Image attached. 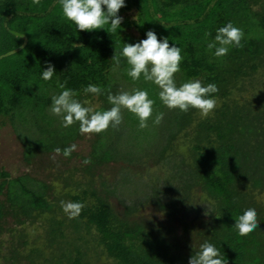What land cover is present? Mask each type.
<instances>
[{
    "label": "trees",
    "instance_id": "trees-1",
    "mask_svg": "<svg viewBox=\"0 0 264 264\" xmlns=\"http://www.w3.org/2000/svg\"><path fill=\"white\" fill-rule=\"evenodd\" d=\"M124 3L117 31L105 25L93 34L77 30L59 0H0V118L31 125L36 136L21 139L25 164L37 161L41 171L45 157L57 162L42 180L29 172L11 176L0 166V264H188L205 241L227 264H264V0ZM229 22L243 30L242 46L215 57L207 44ZM150 30L181 49L177 86L190 79L217 85L210 115L167 108L158 86L127 75L126 58L111 61L123 44L139 43ZM47 64L55 72L45 81ZM59 84L82 104L94 100L99 111L112 107L107 91L85 94L89 84L112 94L147 91L154 101L148 132L130 133L127 143L121 126L91 133L90 153L79 155L91 160L87 165L73 163L74 151L55 155L84 136L78 122L63 127L49 112L51 97L63 91ZM121 115L139 125L126 109ZM110 164L118 165L115 180L103 173ZM152 165L161 176L147 175ZM62 200L85 207L70 219ZM248 208L259 225L241 236L232 226Z\"/></svg>",
    "mask_w": 264,
    "mask_h": 264
},
{
    "label": "clouds",
    "instance_id": "clouds-1",
    "mask_svg": "<svg viewBox=\"0 0 264 264\" xmlns=\"http://www.w3.org/2000/svg\"><path fill=\"white\" fill-rule=\"evenodd\" d=\"M34 2L39 3V0ZM59 4L62 6L63 16L74 23L77 30L91 31L104 29L105 25H110L111 32H116L120 27L123 18L117 13L125 6L124 0H59ZM243 38V30L229 22L217 29L214 40L207 44V48L215 50V57H223L229 52L230 47H241ZM121 57L126 58L129 66L127 75L132 80H139L143 75L145 81L158 86L159 100L167 108L179 109L181 112H187L189 108H193L199 110L204 117L210 115L215 109L217 100L209 97L219 91L217 85L209 83L207 86H202L200 80L190 79L177 86L174 74L180 71L179 66L183 58L181 49L177 46L170 47L167 38L158 40L155 32L150 30L146 33V39L139 43L123 44L122 51L119 55L114 53L111 61L119 65ZM54 72V66L47 64L41 78L45 81L51 80ZM59 87L63 91L51 97L49 111L62 117L63 127H69L78 122L81 134L100 133L107 130L110 125L112 128H118L122 123V109H126L139 119L141 129L148 126L147 121L152 116L154 101L149 99L148 92L145 90L133 89L131 92L121 91L118 94H112L110 87L103 89L89 84L83 89L85 94L99 96L107 91V100L112 107L99 111L94 107L84 106L89 105L90 101L85 100L82 104L75 98L77 93L65 88V84H59ZM162 119L163 113H159L154 123L158 124ZM76 149L77 145L72 144L63 151L60 148L54 149V154H62L67 158ZM82 163L87 165L91 163V160L85 159ZM60 207L71 219L77 217L85 205L80 202L62 200ZM216 218L219 219L220 216ZM258 225L256 210L248 208L237 217L232 227L238 230L239 235L245 236L255 231ZM188 264H227V261L219 249L205 241L190 256Z\"/></svg>",
    "mask_w": 264,
    "mask_h": 264
},
{
    "label": "rangeland",
    "instance_id": "rangeland-1",
    "mask_svg": "<svg viewBox=\"0 0 264 264\" xmlns=\"http://www.w3.org/2000/svg\"><path fill=\"white\" fill-rule=\"evenodd\" d=\"M130 18H133V15H130ZM97 32H98V29H96L93 32V34ZM130 32L136 33L134 28L131 29ZM94 104H95V101L93 100L90 105L94 107ZM35 116L33 114V118H32L33 121L35 120L34 118ZM53 116L56 120H59L62 118L61 116H59L58 118V116L57 115L55 116L54 114ZM39 117H40V114L38 113L36 120H38ZM39 121L41 120L39 119ZM135 124L132 120L127 121V119H124L122 123L119 125L121 126L120 130L125 139V143H127L126 141L132 139V136L130 137V133H133L134 136L136 135L139 138H140L139 134H141V138H143L144 135L142 134L141 131L146 130V133H147L149 130L148 127H146L147 129L146 128L141 129L138 123H135ZM30 128H31L30 124L25 125L20 122V124L18 125L17 124L12 125L9 123V121L6 118L5 119L0 118V166H2L11 176H16L19 174H23L25 172H29V173H32L34 177L36 178L38 177V179L42 180L44 179L43 177L44 175H49L50 173H54V169L52 170L51 167L55 166L57 162L54 161L52 157H56V156L51 155L48 158L45 157V159H43L44 162L43 163L40 162L41 165L39 166L44 165L45 162L47 164L46 166H43L44 169L41 171L38 169L36 170L37 168L36 166H38V164H35V163H37V161H35V163H33L30 166L24 163L21 139L24 140V143H27V142H31V139H33L36 136L35 133L32 130H30ZM93 138L94 137L91 133L84 134L81 140L76 141L75 144L77 145V149L74 152L78 154V158L77 160H73V163H75V165H80L82 163L80 156L86 157L90 153L91 148H92V142L94 140ZM180 139H182V136L180 137ZM117 168H118V165L110 164L107 166V168L104 169L103 173L105 176H108L110 180H115L113 175L116 174V172H118ZM149 168L150 169L148 170L147 175L161 176L160 174L162 173H161L159 166L152 165ZM97 173H100V171H98ZM118 195L120 196V194ZM122 196H123L122 197L123 199H127L124 194ZM113 199L114 198H112V200ZM116 205L117 207L120 206L119 204H116ZM1 238L3 239L5 244L8 243L7 242L8 240H11L7 232L3 234Z\"/></svg>",
    "mask_w": 264,
    "mask_h": 264
}]
</instances>
